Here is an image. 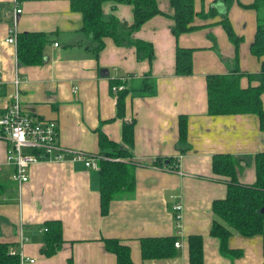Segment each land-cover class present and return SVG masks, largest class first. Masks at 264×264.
Returning <instances> with one entry per match:
<instances>
[{"label":"crops","instance_id":"0c3cea01","mask_svg":"<svg viewBox=\"0 0 264 264\" xmlns=\"http://www.w3.org/2000/svg\"><path fill=\"white\" fill-rule=\"evenodd\" d=\"M16 1L21 11L14 15L13 1L0 0V114L18 79L22 112L38 120H55L57 142L67 150L63 161L31 164L28 180L17 185L5 164L6 141L0 137V241L14 243L26 258L24 264H116L115 254L104 248L102 238L107 237L128 243L134 264H189L187 235L196 233L202 236L201 264H264L260 234H231L228 246L242 249L240 256L231 257L219 250L217 238L209 233L211 202L226 191L225 177L211 170V156L228 152L237 157L238 181L249 184L255 179L252 157L264 151V131L255 114L207 113L205 75L227 73L235 65L234 45L218 22L219 14L207 19L195 16L193 23L204 25L176 38L170 30L173 9L168 0H157L161 13L131 34L152 43L150 60L137 59L134 46L118 45L111 37H104V46L94 58L85 48L87 37L74 42L81 13L70 7V0ZM238 1L252 0H233L228 9L232 29L242 38L237 66L256 73L264 55L252 54L250 43L257 22L264 21V6L248 8ZM210 7L219 12L223 4L194 0L196 12ZM102 10L105 16L132 21L130 4L106 0ZM13 21L16 33H47L41 63H18L16 43L5 40ZM176 44L194 48L189 75L174 72ZM122 74L149 75L155 91L143 96L129 92L124 117L119 118L109 81ZM239 82L242 87L248 85L246 76ZM260 96L264 107V91ZM180 114L187 118L185 142L178 137ZM132 119L134 143L128 147L122 142L121 125ZM99 132L126 147L136 163L133 193L111 200L104 215L99 211L98 168L69 159V150L96 156ZM157 156L172 159L171 165L154 163ZM175 203L182 205L179 227L172 210ZM47 219H59L62 224L64 241L52 256L41 253V226ZM172 234L180 242L175 255L141 257V237Z\"/></svg>","mask_w":264,"mask_h":264},{"label":"trees","instance_id":"16d2710c","mask_svg":"<svg viewBox=\"0 0 264 264\" xmlns=\"http://www.w3.org/2000/svg\"><path fill=\"white\" fill-rule=\"evenodd\" d=\"M106 0H70V7L81 13V28L78 38L74 42H82L88 38L85 48L92 57L97 58L104 46V37H111L118 44L130 43L135 48L137 59H148L153 55L152 43L148 40L132 38L131 34L151 16L161 13L157 0H111L116 3L132 6V21L128 23L116 16H105L102 2ZM173 9L171 17L173 24L170 30L174 37L186 31L199 28L202 25L193 23L194 17L207 19L219 14L218 21L224 28L229 40L234 45V62L232 70L227 73H208L205 75L207 113L238 114L253 113L257 116L258 126L264 131V107L261 102V93L264 91V61L256 73L241 70L237 66L238 45L241 36L236 35L228 18V9L233 0H217L223 4L222 10L215 7L207 10H194V0H168ZM243 7L258 9L264 6V0H252ZM47 33L37 31L18 32L16 35V55L20 64L41 63L43 46L48 41ZM212 40L213 36L210 35ZM193 47L176 44L174 53V72L178 75H189L192 72ZM250 51L256 57L264 55V21H258ZM246 76L248 85L242 87L239 79ZM130 83L116 77L110 79V88L113 85L123 84L124 87L116 92L115 117H124L125 96L130 93L136 95H150L155 91V83L149 75L135 78L129 75ZM255 81L256 84H252ZM178 137L181 141L187 138V118L184 114L178 116ZM122 142L128 147L134 143V119L124 121L121 125ZM99 151L94 154L98 157V193L99 211L101 215L108 212L111 200L124 195H131L134 190L135 162L130 158L129 150L121 143H116L104 133H98ZM159 165H171L172 159L155 157L153 161ZM255 179L252 183L244 184L237 178L238 158L228 152L214 153L211 156V170L215 174L225 177L226 191L221 198L211 202V225L209 233L216 237L219 250L231 257L242 254L241 248L228 246L231 234L242 236L261 235L262 254L264 256V212L259 208L264 205V151H259L252 157ZM43 246L41 253L52 256L60 248L63 240L62 224L59 219H47L42 223ZM178 235L145 236L139 239L142 258H165L176 254L174 241ZM104 248L115 254L116 264H134L130 256L129 244L114 237L102 238ZM189 264L203 262L202 236L200 234L187 235ZM15 246L12 242L0 241V264H19L17 253L11 254L9 248Z\"/></svg>","mask_w":264,"mask_h":264},{"label":"built area","instance_id":"2783aa9c","mask_svg":"<svg viewBox=\"0 0 264 264\" xmlns=\"http://www.w3.org/2000/svg\"><path fill=\"white\" fill-rule=\"evenodd\" d=\"M14 3V15L21 11L16 0ZM15 22L8 30L6 41L16 43ZM121 81L128 79V74L119 75ZM15 88L11 94V100L0 114V137L6 141L5 164L11 167L10 178L17 185L28 180V168L31 164L41 161H63L64 148L57 142L58 126L55 120H38L32 115L22 112L20 106V93L17 87L18 79H14ZM124 87L123 84L111 86V92ZM76 89V86L73 88ZM71 151L69 159L82 162L86 167L98 168V157L88 155L82 151ZM1 169V167H0ZM176 225L179 227L182 218V205L175 203L172 205ZM45 228H42V230ZM22 241V238L19 240ZM175 246H179V240L174 241ZM11 254L17 253L19 264H24L26 258L17 251L15 246L9 248ZM33 262V259H29Z\"/></svg>","mask_w":264,"mask_h":264},{"label":"water","instance_id":"95a60500","mask_svg":"<svg viewBox=\"0 0 264 264\" xmlns=\"http://www.w3.org/2000/svg\"><path fill=\"white\" fill-rule=\"evenodd\" d=\"M103 70H105V73H106V69H103ZM167 161H168V160L166 159V162H167ZM259 211L264 212V205L261 206V207L259 208Z\"/></svg>","mask_w":264,"mask_h":264},{"label":"rangeland","instance_id":"374dc122","mask_svg":"<svg viewBox=\"0 0 264 264\" xmlns=\"http://www.w3.org/2000/svg\"><path fill=\"white\" fill-rule=\"evenodd\" d=\"M130 75V74H129ZM129 75H128V77H129ZM175 235V234H174Z\"/></svg>","mask_w":264,"mask_h":264}]
</instances>
